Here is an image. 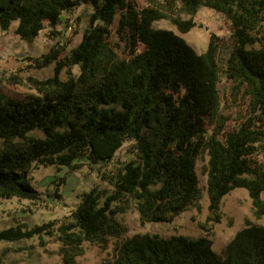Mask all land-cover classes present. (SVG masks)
Masks as SVG:
<instances>
[{
	"label": "trees",
	"instance_id": "1",
	"mask_svg": "<svg viewBox=\"0 0 264 264\" xmlns=\"http://www.w3.org/2000/svg\"><path fill=\"white\" fill-rule=\"evenodd\" d=\"M0 0V29L17 22L15 34L32 42L45 26L49 35L61 14L81 5L92 9L81 40L67 54L54 45L32 59L40 69L54 65L44 80L30 78L34 93L12 95L0 87V199L37 201L27 177L32 164L79 168L107 164L124 143L132 159L101 178L111 187H93L66 221L0 231V242H18L40 234H58L64 264H74L86 243L105 247L114 241L111 264H264V226L245 221L216 255L205 236L125 237L116 220L127 200L140 225L170 223L181 213L200 210L202 190L197 161L205 155L207 221L219 223L220 204L232 190L245 189L251 215L264 219V165L254 158L264 148V0ZM200 8L210 9L230 26L229 45L211 35L207 49L196 54L173 31L154 29L166 20L185 34L195 27ZM185 15L188 18L182 19ZM116 33L129 53L119 57L108 42ZM226 53L223 64L218 55ZM79 66L77 76L61 73ZM223 75L235 94L249 99L246 119L223 132ZM206 122L215 123L208 132Z\"/></svg>",
	"mask_w": 264,
	"mask_h": 264
},
{
	"label": "rangeland",
	"instance_id": "2",
	"mask_svg": "<svg viewBox=\"0 0 264 264\" xmlns=\"http://www.w3.org/2000/svg\"><path fill=\"white\" fill-rule=\"evenodd\" d=\"M137 9L145 7L143 0H130ZM92 9L87 5L66 13H62L59 25L54 29V36H50V29L39 32L32 42L23 41L15 34L17 22H13L8 30L0 29V87L12 95L34 93L31 89L30 78L44 80L53 75L54 65L36 69L32 59L46 54L57 44L63 54L75 47L81 40L82 33L88 25ZM188 17L183 15L182 19ZM195 27L185 34L179 33L168 21L154 22V29L173 31L184 39L196 54L206 51L211 35L218 37L220 45H229L230 26L222 16L216 12L200 8L193 17ZM117 19L110 28L108 42L119 57H126L129 49L126 42L116 33ZM226 58L227 54H219L218 59ZM224 59H219L223 64ZM71 73L79 74V66H72L61 73L65 79ZM233 84L223 75L218 84L222 100L220 117L223 120V132L237 128L247 117L249 99L243 90L235 94ZM215 127V123L206 122L208 132ZM130 142H126L107 163H84L79 168L69 170L66 167H43L32 164L27 173L31 186L39 193L37 201L11 198L0 199V231L9 227L23 226L30 229L34 226L54 221V228H58L66 221L80 203V195L89 192L93 187L105 189L109 193L111 187L102 180V174H109L123 163L132 159L127 153ZM259 164L264 165V148L254 157ZM207 157L203 155L196 165L199 186L202 190L200 210L191 208L173 219L170 223H146L140 225L139 216L134 204L127 200L123 203L115 202L113 207L122 206L123 212L116 215V220L127 229L125 237L149 234L162 238L183 236L198 239L205 236L199 226L204 225L208 231V238L212 242V251L223 256L227 243L233 236L245 227V221L264 226V219L256 220L251 215V201L245 189L237 188L229 192L220 204V221H207L209 216L208 198L205 192L206 178L202 167ZM264 198V197H263ZM40 234L18 242H0V264H64L60 252L61 242L58 234ZM114 241L105 247L86 243L82 246L81 254L75 257L74 264H111L113 260Z\"/></svg>",
	"mask_w": 264,
	"mask_h": 264
}]
</instances>
